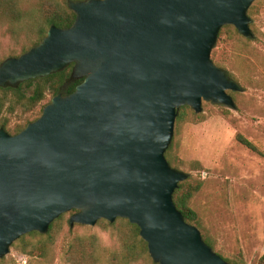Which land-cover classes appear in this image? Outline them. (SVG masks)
Masks as SVG:
<instances>
[{"label": "water", "instance_id": "95a60500", "mask_svg": "<svg viewBox=\"0 0 264 264\" xmlns=\"http://www.w3.org/2000/svg\"><path fill=\"white\" fill-rule=\"evenodd\" d=\"M255 0H68L66 28L0 63V87L73 63L74 90L52 96L16 134L0 126V258L22 235L127 219L156 264H230L185 221L172 194L187 172L165 157L177 110L235 109L240 84L211 59L220 29L252 38Z\"/></svg>", "mask_w": 264, "mask_h": 264}, {"label": "rangeland", "instance_id": "374dc122", "mask_svg": "<svg viewBox=\"0 0 264 264\" xmlns=\"http://www.w3.org/2000/svg\"><path fill=\"white\" fill-rule=\"evenodd\" d=\"M252 5L255 14H247L252 20V38L258 39L246 42L250 38L239 33L243 39L225 36L216 40V53L214 47L211 51L213 62L241 86V91L233 92L235 109L203 101L200 113L191 109L199 117L188 111L175 122L170 143L173 167L187 172L191 181L202 182L190 203L199 222L195 226L213 244V251L240 264H264L260 261L264 255V0ZM12 47L14 43L0 29V57ZM51 97L47 95L43 105ZM236 134L250 140L262 154L237 142ZM69 217L46 256L32 257L10 246L0 264H69L61 246L74 234L95 233L106 246L114 244L111 232L98 221L93 226L70 227Z\"/></svg>", "mask_w": 264, "mask_h": 264}, {"label": "trees", "instance_id": "16d2710c", "mask_svg": "<svg viewBox=\"0 0 264 264\" xmlns=\"http://www.w3.org/2000/svg\"><path fill=\"white\" fill-rule=\"evenodd\" d=\"M248 12L253 16L256 6H250ZM74 19L75 13L69 9L68 0H0L1 34L14 43V47L0 57V63L7 57L18 56L36 46L51 25L66 28L74 22ZM250 27L253 28V25L251 24ZM254 32L257 34L256 31ZM230 35L239 36L232 25H225L219 31L217 41L220 42L225 36ZM254 39L258 38L255 36V38L244 40L249 42ZM216 48L217 45L214 46L213 54L216 53ZM72 67L73 63L59 72L23 81L16 87H0V126H3L8 133L16 134L40 115L44 106L42 102L47 95L54 96L59 92L62 95L71 93L82 81V79L71 77ZM228 94L234 95L233 91H228ZM188 111L192 112L188 106H182L177 110L176 124ZM192 114L199 117L198 114L193 112ZM236 140L249 150L262 154L256 145L242 135L236 134ZM172 155V145H170L165 152V157L170 165L174 166ZM201 186L200 180L191 181L188 177L178 183L172 194L173 202L185 221L197 227L199 226L197 214L190 203ZM73 212L75 210L61 214L50 223L45 233L29 232L13 242L11 246L32 257L46 256L53 248L62 224L66 221V216ZM98 224L111 232L114 244L106 246L95 233L70 235L65 238L61 246L65 262L69 264H136L140 261H152L147 244L140 237L139 228L135 224H131L124 218H116L113 222L100 219ZM202 238L213 249L210 240L204 236ZM222 258L230 264H240L238 261ZM3 259L0 258V262ZM260 261H264V255Z\"/></svg>", "mask_w": 264, "mask_h": 264}]
</instances>
